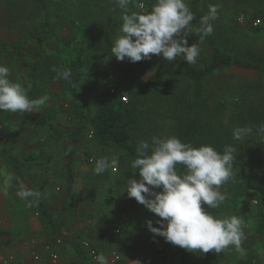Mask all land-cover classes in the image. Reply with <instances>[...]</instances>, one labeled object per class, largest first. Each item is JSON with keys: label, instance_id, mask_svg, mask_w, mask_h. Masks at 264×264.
<instances>
[{"label": "rangeland", "instance_id": "rangeland-1", "mask_svg": "<svg viewBox=\"0 0 264 264\" xmlns=\"http://www.w3.org/2000/svg\"><path fill=\"white\" fill-rule=\"evenodd\" d=\"M198 1L220 5L218 18L212 22L215 36H224L235 52L255 53L264 61V37L257 40L242 37L251 35L254 28L251 24L241 26L237 23V17L241 14L236 15V5L253 12L246 2L238 5L237 0ZM200 6L202 16L206 15L208 8L203 4ZM40 16L41 11L31 0H0V42L6 45H0V64L9 68L10 80L21 84L24 89L27 87V67L22 59H18L15 45L24 44V54L35 59L42 51L48 56L57 54L61 41L60 38L50 37L43 50L37 40L27 39L36 35ZM61 25L65 36L75 31V26L68 20ZM186 39L189 46L195 43L201 49L195 64H188L181 58L168 62L162 54L151 55L146 61L177 69L189 65L200 68L209 63L210 50L200 42L199 37L189 33ZM109 72L113 74L105 77L103 84L100 85L98 81L88 84L89 112H93L108 94L129 98L126 90L117 85L118 81L126 76L133 81L138 72L127 63L116 71L111 67ZM69 84L63 79H54L47 94L41 96L49 99L38 112L0 111V259L10 260L9 264H47L50 252H54L58 256L56 264H80L72 247L50 233L40 207H28L25 201L16 196V192L23 187L41 194L39 200L44 206L57 220H63L64 236L89 250L92 264H97L93 256L101 253L109 264H134L132 261L137 260L140 264H180L169 242L158 235L141 236L130 230V223L139 213L136 211V200L124 192L128 179L133 178V168L126 157L115 149L97 146L91 139V132L81 142H71L84 123L80 119L81 110L70 97ZM165 88L169 94H185L188 98L193 90L192 83L184 79L170 82ZM206 89L211 105L218 97L225 96L228 115L240 103L246 107H260L264 114V77L256 72L223 69L208 80ZM28 97L41 98L39 95ZM165 105V110H160L162 114L168 110L169 105ZM24 115L45 123L32 124ZM165 121L169 122L168 119ZM164 124L157 117L152 124L147 123L137 132H132V136L139 143L147 141L151 144L153 136L166 138L172 135L170 126ZM240 144L246 149L262 146L254 134L241 140ZM101 157H118L119 166L97 175L93 169L95 161ZM176 170L182 173L184 166L178 164ZM219 191L222 192L221 186ZM254 193H248L235 214L246 225V238L241 242V250L230 246L229 251L218 253L222 255V261L233 252L234 264H264V238L256 233L261 220L257 205L259 199ZM209 212L217 213L212 208ZM161 219L158 217V221ZM32 241L37 242L40 261L32 257ZM211 253L206 255L198 250L197 254L199 257H209Z\"/></svg>", "mask_w": 264, "mask_h": 264}, {"label": "trees", "instance_id": "trees-1", "mask_svg": "<svg viewBox=\"0 0 264 264\" xmlns=\"http://www.w3.org/2000/svg\"><path fill=\"white\" fill-rule=\"evenodd\" d=\"M31 1L39 8L41 16L37 22L36 35L27 39L37 40L43 50L46 49V42L50 37L60 38L61 41L57 54L48 56L42 51L35 56V59L24 54V44L15 45L18 59H22L27 67L25 90L28 96H44L50 89V83L54 79L58 80L57 71L65 69L72 71L68 91L73 103L81 110L80 119L84 125L78 129L71 142L79 143L84 136L92 132L91 139L97 146L121 152L131 164L138 155L137 148L140 145L133 138L132 132H137L147 123L152 124L158 117L168 127L170 126L171 136L179 138L184 143H191L194 147L210 145L223 153L226 146H233L237 149L234 153L235 179L221 185L222 193L226 194L227 199L215 209L217 213L212 215L218 218L235 216L240 203L250 191H254V195L259 199L258 215L261 217L256 233L264 238V135L257 131L258 126L264 123L262 108L246 107L240 103L228 115L225 96L218 97L211 105L206 89L208 80L223 69L253 71L264 77V61L255 53L235 52L231 43L225 41L224 36H215L214 32L203 40L210 50L211 58L209 63L200 68L189 65L184 69H177L166 64L149 63L146 60L135 63L127 59L118 61L114 56H110L111 47L121 34L122 25L121 9L115 0ZM186 2L195 15L190 25L192 29L190 33L197 35L195 29L200 26L199 19L202 17L200 5L203 4L206 8L209 5L206 1L199 3L198 0H186ZM242 2H246L253 12L236 5V15H245L248 22L254 19H259L261 22L251 35L242 37L256 40L264 37V0H237L238 5ZM154 3L155 0H132L128 10L141 13L151 11ZM66 20L75 26V31L68 36L63 34L64 29L61 25ZM0 45L6 47L1 42ZM126 63L131 64V67L138 72L133 81L128 80L127 76L118 81L117 85L123 87L129 96L127 101L118 94H108L93 112H89L88 84L91 81L103 84L105 77H111L113 74L109 72L111 67L116 71ZM54 68L57 71H53ZM115 73L119 76L117 72ZM179 79L192 83L193 90L189 98L185 94L176 95L167 92L165 87ZM165 104L169 107L162 114L160 110H165ZM24 117L32 124L45 123L29 115ZM244 126L253 129L252 134L258 138L261 147L246 149L240 141L233 138V130ZM70 153L72 154L73 150ZM137 172V169H133V178L139 179ZM38 206L50 233L62 238L72 247L80 264H92L89 250L64 236L63 220H57L40 200ZM136 207L139 218H135L130 223V230L141 236L153 234L147 228L146 221L151 220L154 227H160L157 223L158 216L137 201ZM161 238L165 241L163 237ZM171 246L180 264H234L235 262L231 256L233 252L226 255V260L222 261V255L214 250L209 257L201 255L199 257L198 250L189 252L179 246L173 244ZM226 250L229 251L230 246Z\"/></svg>", "mask_w": 264, "mask_h": 264}, {"label": "clouds", "instance_id": "clouds-1", "mask_svg": "<svg viewBox=\"0 0 264 264\" xmlns=\"http://www.w3.org/2000/svg\"><path fill=\"white\" fill-rule=\"evenodd\" d=\"M115 2L121 9L122 25L110 56L118 61L127 59L135 63L162 54L168 62L177 58L188 64L197 62L201 49L195 43L189 46L186 39L195 19L186 0H155L151 11L143 13L129 12L132 0ZM219 10V4H210L207 14L201 17L200 26L195 29L200 42L213 33L212 22L218 18ZM53 71L57 70L54 68ZM72 75L70 69H65L59 71L56 78L71 83ZM48 99L47 96L30 99L21 84L10 80L9 68L0 64V111L38 112ZM257 131L264 135V123ZM252 133L251 127H237L233 130V138L245 140ZM236 150L226 146L220 153L210 145L197 148L175 136H153L151 144L140 142L138 155L131 162V168L138 170L140 178H129L124 192L162 218L157 221L160 227H154L151 220L146 221V225L151 233L163 237L166 242L189 252L214 250L221 253L229 246L239 251L246 238L245 221L238 216L218 218L207 210L219 208L227 199L219 188L235 179ZM178 164L184 166L182 173L176 170ZM118 166V157H101L95 161L93 171L100 175ZM40 195L38 191L23 187L16 192L28 207L38 205ZM95 259L97 264H109L102 253ZM132 262L140 264L138 260Z\"/></svg>", "mask_w": 264, "mask_h": 264}, {"label": "built area", "instance_id": "built-area-1", "mask_svg": "<svg viewBox=\"0 0 264 264\" xmlns=\"http://www.w3.org/2000/svg\"><path fill=\"white\" fill-rule=\"evenodd\" d=\"M237 23L239 24V25H241V26H247V25H249V24H251L252 25V28H256V27H258L260 24H261V22H260V20L259 19H254V20H252V21H250V22H248L247 21V18L245 17V15H243V14H241V15H239L238 17H237ZM123 100L124 101H127V98H123ZM91 134L93 135V133L91 132ZM117 232H119V231H117ZM31 246H32V252H31V254H32V257L36 260V261H40V259H41V256H40V254H39V252H38V250H37V242L36 241H32L31 242ZM48 249V251H50V249L49 248H47ZM97 255L95 254L94 256H93V259H94V261H96V259H95V257H96ZM57 259H58V256H57V254H55L54 252H50V255H49V262L47 263V264H56V262H57ZM0 262H4L5 264H9L10 263V260H7V259H0Z\"/></svg>", "mask_w": 264, "mask_h": 264}]
</instances>
